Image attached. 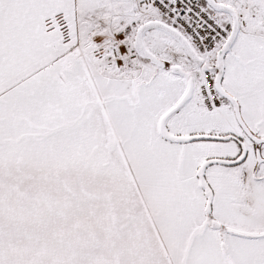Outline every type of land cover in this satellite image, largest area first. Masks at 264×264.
I'll return each mask as SVG.
<instances>
[{
  "label": "snow or ice",
  "instance_id": "6c2138e0",
  "mask_svg": "<svg viewBox=\"0 0 264 264\" xmlns=\"http://www.w3.org/2000/svg\"><path fill=\"white\" fill-rule=\"evenodd\" d=\"M0 264H264V0H0Z\"/></svg>",
  "mask_w": 264,
  "mask_h": 264
}]
</instances>
